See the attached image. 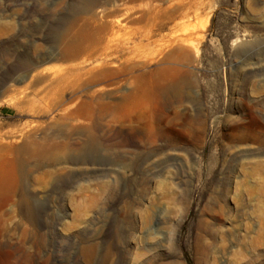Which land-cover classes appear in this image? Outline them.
Returning <instances> with one entry per match:
<instances>
[{
    "label": "rangeland",
    "instance_id": "obj_1",
    "mask_svg": "<svg viewBox=\"0 0 264 264\" xmlns=\"http://www.w3.org/2000/svg\"><path fill=\"white\" fill-rule=\"evenodd\" d=\"M0 264H264V0H0Z\"/></svg>",
    "mask_w": 264,
    "mask_h": 264
},
{
    "label": "bare ground",
    "instance_id": "obj_2",
    "mask_svg": "<svg viewBox=\"0 0 264 264\" xmlns=\"http://www.w3.org/2000/svg\"><path fill=\"white\" fill-rule=\"evenodd\" d=\"M95 128L96 127H94V129ZM93 136H94V134H93ZM90 142H91V140H90ZM96 143H97V141H96ZM91 144H94V143L91 142ZM57 148H58V144L55 143V141L49 142L48 140H45V139H43L42 141L31 140L29 143L22 144L17 149V151L20 152V155H22V156L20 158L17 157L18 159L16 160V162H17L18 166L20 167V169H22V170L25 169V167L27 168V166H30L31 162L33 163L34 167L39 166L45 160H47V159L50 160L52 158L51 155L53 153L55 155Z\"/></svg>",
    "mask_w": 264,
    "mask_h": 264
}]
</instances>
